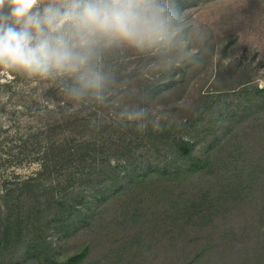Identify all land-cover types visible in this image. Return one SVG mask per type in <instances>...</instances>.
I'll use <instances>...</instances> for the list:
<instances>
[{
	"label": "rangeland",
	"instance_id": "1",
	"mask_svg": "<svg viewBox=\"0 0 264 264\" xmlns=\"http://www.w3.org/2000/svg\"><path fill=\"white\" fill-rule=\"evenodd\" d=\"M176 3L198 29L192 33L189 56L113 49L110 54L119 57L112 65L105 63L109 52L103 58L110 78L102 99L73 97L60 80L27 78L0 68V222L21 215L19 206L27 210L38 202L54 204L45 213L53 215L61 211L55 203L63 200L69 207H83L86 218L92 216L99 206L93 199L96 182L83 179L93 160L69 162L70 151L91 137L106 141L108 136L98 134L105 127L98 124L113 116L122 124L128 117L133 131L140 123H178L186 128L181 134L188 132L196 142L198 155L211 150L213 170L203 186L239 182L246 192L212 193L209 222H193L185 229L176 208L167 214L165 206L155 203L151 215L133 217L131 224H124L119 214L106 213V221L114 222L103 228L84 229L82 221L76 228L43 231L60 259L88 243L92 251L81 264H264V116L255 113L257 103L244 91L264 89V0ZM176 77L182 82L175 84ZM145 84L151 86L149 94ZM95 112L97 121L89 123ZM137 112L144 114L142 121L133 118ZM76 114L85 122H78ZM123 128L117 125L113 134ZM144 140L134 145L143 170L161 166L164 149L160 155L153 138L146 135ZM111 163L117 166L118 161L114 157ZM27 214L21 218L24 229L30 225ZM13 251L10 262H22L23 253Z\"/></svg>",
	"mask_w": 264,
	"mask_h": 264
},
{
	"label": "trees",
	"instance_id": "2",
	"mask_svg": "<svg viewBox=\"0 0 264 264\" xmlns=\"http://www.w3.org/2000/svg\"><path fill=\"white\" fill-rule=\"evenodd\" d=\"M107 56L109 60L105 63L108 65H112L113 58L119 57L118 54H110V52ZM148 57L152 59L150 56H145V58ZM108 65L106 69L110 68ZM141 73L146 81L142 70ZM131 77L135 78L134 75ZM173 80L176 84L182 78L176 77ZM145 86L144 89L149 94L151 86L149 84H145ZM131 88L133 87L131 86ZM244 91L255 99L257 103L255 113L264 116V89L255 86L246 88ZM84 97L88 98V96ZM202 97L208 99L210 94H204ZM94 100L96 108L98 100L95 98ZM95 113L90 115L89 123L97 121V112ZM75 118L78 122H85V119H82L78 114L75 115ZM125 121V124H122L120 119L113 116L107 122L98 124L101 125L100 127H105L98 134L103 133L108 136L106 141L99 142L91 137L84 139L81 144L79 143L70 151L69 162H74L77 159L93 160L92 165L94 163V166H92L91 172L83 179L88 184L96 182L93 199L99 203V206L94 210L93 215L86 218L87 212L83 211V207L79 208L75 205L69 207L66 200L55 203L61 211L53 213V215L45 214L48 210L53 209L54 204L50 202H47L48 207H46V203L42 205L40 202H35L34 204L37 203V205H32L27 210L18 205L22 214L29 213L26 218L27 221H30V225L26 229L23 228L21 225L24 223V220L21 219L22 214L17 215L16 219L11 214L5 223L0 222V264H81L91 254L90 244L85 243L74 255L60 259L52 253L53 247L49 245L47 237L43 236V231L56 230L59 226L76 228L77 223L82 221L85 223L84 229L98 226L103 228L114 222V219L106 221V217H104L106 213L119 214L122 219L120 220L124 224H131L135 222L133 217L140 220L144 215H151L155 203L165 206L167 214L172 211L171 209L176 208L179 215L182 216L179 222L185 229L193 222H209L213 215V211L210 212L212 208L209 207V204L213 206L215 202L214 199L210 200L212 193L218 191L219 196H223L234 191H240L242 195L246 192L247 187L239 182L217 185L216 188H213L211 184L209 187L208 184L203 186V178L213 170L211 167L213 162L208 154L210 149L198 155L196 142L187 136L188 132L185 135L181 134L186 128L178 123L165 122L162 125H152L143 129L136 128L133 131L134 127L129 129L131 121L128 120V117H125ZM117 125L124 126L121 129L124 131L118 129V135H115L113 134L115 131L112 130H115ZM146 135L154 139L152 144L160 155L163 152L162 149L166 154L161 166L151 165L148 169L143 170L142 166L144 165H141L140 159H138V148H135L134 145L137 141L144 140ZM114 157L118 161L117 166L111 163ZM27 182L30 183V180ZM84 192L85 189L81 190L82 195ZM197 193L199 197L196 196ZM83 199L87 201L86 196H83ZM158 199L160 202H156ZM89 204H92L91 201L87 207ZM89 209L90 207H88ZM143 211L147 212L142 214ZM44 216L46 220L41 221ZM116 221L119 220L116 218ZM68 223H70L69 226H67ZM16 224L20 228L16 227ZM39 224L40 226H38ZM76 230L78 231V229ZM79 230L81 231L83 228ZM72 235L75 236V233ZM12 250H15L14 253L22 252L24 260L18 263L10 262L8 257Z\"/></svg>",
	"mask_w": 264,
	"mask_h": 264
},
{
	"label": "clouds",
	"instance_id": "3",
	"mask_svg": "<svg viewBox=\"0 0 264 264\" xmlns=\"http://www.w3.org/2000/svg\"><path fill=\"white\" fill-rule=\"evenodd\" d=\"M197 31L176 0H0V68L102 99L105 54L126 48L188 57Z\"/></svg>",
	"mask_w": 264,
	"mask_h": 264
}]
</instances>
